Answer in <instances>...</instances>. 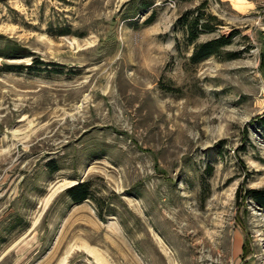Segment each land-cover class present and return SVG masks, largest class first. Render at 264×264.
Masks as SVG:
<instances>
[{"label":"rangeland","instance_id":"1","mask_svg":"<svg viewBox=\"0 0 264 264\" xmlns=\"http://www.w3.org/2000/svg\"><path fill=\"white\" fill-rule=\"evenodd\" d=\"M193 18L233 42L193 63ZM35 58L0 73V264H264V0H0V66Z\"/></svg>","mask_w":264,"mask_h":264},{"label":"trees","instance_id":"2","mask_svg":"<svg viewBox=\"0 0 264 264\" xmlns=\"http://www.w3.org/2000/svg\"><path fill=\"white\" fill-rule=\"evenodd\" d=\"M200 18H193L192 23L189 26V40L191 43H195L194 51L191 55V61L193 63H198L212 55H217L221 51L222 48L230 45L233 42L235 37V32H232L230 35H221L219 37L204 41V42H196V39L199 36V27H203L202 29L208 28L207 24H202L199 26ZM8 52L5 55L9 56H17L19 55L20 46L14 45L8 47ZM34 66H27L23 64H3L0 66L1 72H13V71H21L26 67H30L37 70H50L49 65L59 66L60 64L54 62H44L40 58H35ZM57 69V68H55ZM53 71V70H52ZM261 125L264 127V114L259 118ZM54 160H51L48 165H52ZM56 170L57 166L52 167ZM66 195L72 200L74 204L82 203L88 199L94 200L96 203L97 211L99 216L104 219V202L102 197L96 196L94 190L91 188V184L89 181H78L77 183L69 186L66 189ZM242 198L246 200L251 199L255 201L263 210H264V188H243L240 187L236 193V200L240 201ZM243 250L245 253H248L247 246H243Z\"/></svg>","mask_w":264,"mask_h":264}]
</instances>
